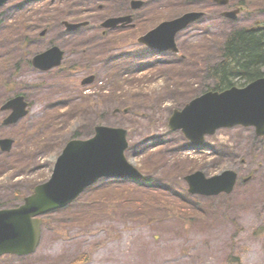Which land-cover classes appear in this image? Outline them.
I'll list each match as a JSON object with an SVG mask.
<instances>
[{
  "label": "rangeland",
  "instance_id": "1",
  "mask_svg": "<svg viewBox=\"0 0 264 264\" xmlns=\"http://www.w3.org/2000/svg\"><path fill=\"white\" fill-rule=\"evenodd\" d=\"M144 1L139 10L131 0H10L0 7V73L15 59L0 74V83H10L0 84V101L20 93L41 116L51 112L35 130L38 118L4 126L9 112L0 111V137L20 136L10 152L0 151V207L21 203L51 177L70 139L91 138L101 124L129 130L126 156L144 174L137 182L98 180L66 208L43 216L36 252L6 255L0 264H264V138L237 126L194 147L169 126L175 108L212 85L206 66L227 34L264 21V0H245L248 8L235 22L213 0ZM193 9L206 15L177 35L181 54L137 41L156 23ZM124 15L132 21L102 26ZM63 20L90 24L68 32ZM53 45L64 50L68 67L35 68L32 57ZM91 74L95 81L81 84ZM25 126L35 131L24 138ZM226 169L253 179L239 180L229 194L189 192L187 174L201 170L211 177ZM102 190L116 202L112 211L96 198Z\"/></svg>",
  "mask_w": 264,
  "mask_h": 264
},
{
  "label": "water",
  "instance_id": "2",
  "mask_svg": "<svg viewBox=\"0 0 264 264\" xmlns=\"http://www.w3.org/2000/svg\"><path fill=\"white\" fill-rule=\"evenodd\" d=\"M5 1L7 0H0V5ZM217 1L221 4L228 2ZM134 5L140 7L142 2L135 1ZM239 11L226 12L225 15L236 18ZM201 15V12H192L174 21L163 23L141 40L162 49L177 50L176 33ZM118 20L112 19L107 25H114ZM81 25L67 24L69 30ZM62 56V51L54 47L35 57L34 63L47 70L59 65ZM26 105L23 97H17L4 105L2 109L14 108V112L5 123L16 122L24 116L27 113ZM239 124L253 125L259 135H264V77L245 88L233 87L223 92L211 91L197 97L184 109L175 110L170 120L173 129H182L195 143H201L206 134H213L220 127H233ZM96 130V136L91 139L73 140L68 143L56 162L52 177L37 185L35 192L25 198L24 204L0 210V255L8 252L21 255L33 252L40 240L42 223L36 216L70 203L98 178L142 175L124 156V150L128 145L126 130L108 126H98ZM0 144L3 150H10L13 140L3 139ZM236 177L237 174L231 170L210 178L198 171L187 176V179L191 185V192L212 195L222 191L231 192Z\"/></svg>",
  "mask_w": 264,
  "mask_h": 264
},
{
  "label": "trees",
  "instance_id": "3",
  "mask_svg": "<svg viewBox=\"0 0 264 264\" xmlns=\"http://www.w3.org/2000/svg\"><path fill=\"white\" fill-rule=\"evenodd\" d=\"M205 71L209 75L211 89L215 90L239 83L244 85L264 75V29L231 31L219 46L217 59L211 61ZM100 193L104 198L103 205L107 204V208L116 206L114 198Z\"/></svg>",
  "mask_w": 264,
  "mask_h": 264
},
{
  "label": "flooded vegetation",
  "instance_id": "4",
  "mask_svg": "<svg viewBox=\"0 0 264 264\" xmlns=\"http://www.w3.org/2000/svg\"><path fill=\"white\" fill-rule=\"evenodd\" d=\"M244 3V0H237L236 2H234L233 4H232V2H231V0H230V4H232V6H236V5H241V4H243ZM257 25H259V27L260 26H262L261 25V22L260 21H257ZM255 28V27H254Z\"/></svg>",
  "mask_w": 264,
  "mask_h": 264
},
{
  "label": "bare ground",
  "instance_id": "5",
  "mask_svg": "<svg viewBox=\"0 0 264 264\" xmlns=\"http://www.w3.org/2000/svg\"><path fill=\"white\" fill-rule=\"evenodd\" d=\"M211 9V8H210Z\"/></svg>",
  "mask_w": 264,
  "mask_h": 264
}]
</instances>
